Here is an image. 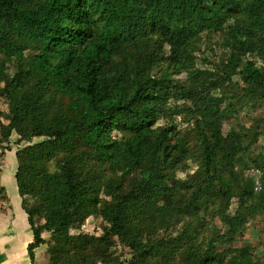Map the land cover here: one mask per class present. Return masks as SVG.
Returning <instances> with one entry per match:
<instances>
[{"label":"trees","instance_id":"1","mask_svg":"<svg viewBox=\"0 0 264 264\" xmlns=\"http://www.w3.org/2000/svg\"><path fill=\"white\" fill-rule=\"evenodd\" d=\"M0 98L30 264L43 231L53 264H260L234 242L264 217V0H0Z\"/></svg>","mask_w":264,"mask_h":264},{"label":"rangeland","instance_id":"2","mask_svg":"<svg viewBox=\"0 0 264 264\" xmlns=\"http://www.w3.org/2000/svg\"><path fill=\"white\" fill-rule=\"evenodd\" d=\"M1 60L5 63V59L3 56L1 57ZM179 77L183 79L188 78L186 72L182 73ZM188 83H191L194 86L199 85L201 83V78L199 77L195 79L189 78ZM261 111H262L261 107H256L255 109H251V107L245 105L243 107V110H241L240 112L238 110V112L235 114V118L231 119L229 123L230 122L244 123L246 126H252V123L254 121L252 116H258ZM7 113H8V108H7L6 100L4 98H0V121L5 124L2 128V130L4 131H8V127L6 126L8 121L5 118V115ZM175 122L177 123V127L179 128V131H181L182 133L188 130V128H185L187 124L185 122H182L180 116H176ZM2 138L0 134V172L2 169L6 168V165L8 163L7 160L8 156H6L5 158V154L10 155L9 153L16 151V149L24 145V142H21L19 144L16 142L18 136L15 132H12L7 138V140H2ZM41 139L42 137L34 138L32 142H36ZM7 143L9 145L8 148H10L8 150H6L5 148L7 146ZM263 143L264 140L259 139V141H257V143L255 144L262 145ZM252 149L256 152L260 148L253 145ZM262 150H264V148ZM246 157H247L246 155H243L240 156L239 159L241 160L246 159ZM187 162L190 163L188 164V166L187 165L185 166L184 169L185 171L178 172V175L181 177H184L186 173H189L195 169L196 164L193 161V159L189 158ZM250 167H252V165L249 166V168ZM251 169L248 170L246 169L245 173L252 174L256 178L255 183L259 188L260 184L257 179L259 174L258 170H256L257 168L255 169L254 166ZM29 202L30 204H32V200H30ZM235 207H236V203L234 201L231 202L229 209L227 210L228 211L227 213H229V215H232ZM205 219L207 221L208 220L210 221L211 219L210 211L207 214H205ZM211 221H213L214 224L217 225V227L221 226L222 229V225L217 218H212ZM43 222L44 219L37 216H35L33 220L34 225H39L42 224ZM74 225L75 226L70 230V234H76L81 232V233H88L89 235H93V236H100L103 235L104 230L107 228L106 222L100 216L97 215H92L87 217L82 223L75 222ZM28 226L31 229L29 222H28ZM210 226H212L211 223L209 224V228ZM31 234H32V230H31ZM41 236L44 238L45 242L40 245L39 250L37 251V264H53L52 261L50 260V255L48 252V248L52 243L50 239V232L43 231L41 233ZM113 239H114V245L111 247V250L115 253V255H118L119 257H121V259L130 258L131 256L130 250L122 246L115 237ZM244 243H248L253 246L254 255L259 257L258 262L260 264H264V217L262 216V214L260 215L258 212H255L252 215H248L246 222L242 225L241 230L239 231V235L236 236V241L234 242V244L236 245H240Z\"/></svg>","mask_w":264,"mask_h":264},{"label":"crops","instance_id":"3","mask_svg":"<svg viewBox=\"0 0 264 264\" xmlns=\"http://www.w3.org/2000/svg\"><path fill=\"white\" fill-rule=\"evenodd\" d=\"M9 154L0 172V264H30L27 246L33 235L16 185L15 151ZM39 247L34 249L35 264Z\"/></svg>","mask_w":264,"mask_h":264}]
</instances>
